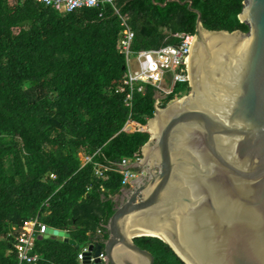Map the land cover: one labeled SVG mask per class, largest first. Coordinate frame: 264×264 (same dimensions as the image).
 I'll return each mask as SVG.
<instances>
[{
  "label": "trees",
  "instance_id": "16d2710c",
  "mask_svg": "<svg viewBox=\"0 0 264 264\" xmlns=\"http://www.w3.org/2000/svg\"><path fill=\"white\" fill-rule=\"evenodd\" d=\"M179 1L193 2L208 31H249L239 18L245 0ZM113 2L62 12L36 0H0V264H19L16 244L33 221L70 233L80 245L45 239L37 227V264H81V250L109 236L115 198L127 187L118 172L99 177L95 165L116 168L142 154L157 96L147 86L129 109L118 93L128 74L122 19L134 32V53L178 45L177 34L197 35L198 15L188 4ZM178 92L190 87H176L162 107ZM134 242L155 264H185L157 238Z\"/></svg>",
  "mask_w": 264,
  "mask_h": 264
},
{
  "label": "water",
  "instance_id": "95a60500",
  "mask_svg": "<svg viewBox=\"0 0 264 264\" xmlns=\"http://www.w3.org/2000/svg\"><path fill=\"white\" fill-rule=\"evenodd\" d=\"M169 2L198 15L190 92L156 109V139L130 166L145 173L123 190L107 240L90 246L84 264L94 251L106 264H155L127 235L134 222L168 242L137 238L161 240L185 264H264V0L244 1L247 33L208 31L192 1L160 6ZM44 238L80 248L65 231L49 228Z\"/></svg>",
  "mask_w": 264,
  "mask_h": 264
},
{
  "label": "built area",
  "instance_id": "2783aa9c",
  "mask_svg": "<svg viewBox=\"0 0 264 264\" xmlns=\"http://www.w3.org/2000/svg\"><path fill=\"white\" fill-rule=\"evenodd\" d=\"M38 3L54 7L62 12H75L86 8H96L105 4L113 5V0H36ZM119 14V11H116ZM124 27L123 38L120 44V50L127 55L128 74L124 81V86L118 90V93L126 95L125 104L129 109H132L136 93L145 94L147 86L152 87L156 92L155 108H160L163 105V100L175 93L176 87L185 85L190 87L189 78V58L193 41L197 35L192 34H177L175 38L180 39L178 45H168L159 49H151L134 53L131 49L134 39V32L128 26L125 19H122ZM179 93V92H178ZM176 93L175 100H181L186 93ZM133 116L131 113L130 119ZM130 125L127 123L125 129ZM144 131V128H140ZM93 157H84L83 163L92 162ZM142 161V155H137L135 159H124L117 167H111L97 163L96 173L99 177H103L104 173L115 171L123 176V186H130L134 180L144 175V170L130 169L134 163ZM55 179V175H51ZM37 227L41 228V233H45L46 227L38 221L27 224L26 232L19 238L16 248L19 252L21 263L37 264L38 256L32 255L31 251L34 246V232ZM99 234L101 232L99 231ZM90 247V246H89ZM89 247L79 254V262L84 263L86 254L89 252ZM106 263L104 255L96 257L94 252L90 259V264Z\"/></svg>",
  "mask_w": 264,
  "mask_h": 264
},
{
  "label": "bare ground",
  "instance_id": "6f19581e",
  "mask_svg": "<svg viewBox=\"0 0 264 264\" xmlns=\"http://www.w3.org/2000/svg\"><path fill=\"white\" fill-rule=\"evenodd\" d=\"M148 129H149V132L151 133V137L153 139H156L154 134H153V130H152V122L149 124ZM136 220H141L142 222H144V221H146V218L144 216H142V217H138ZM140 224L141 223H135L134 222V223L128 225V227L126 228L127 235L133 239L138 237L134 233H139L140 235L146 234V236L147 235H155V236H160L162 239H164L165 241L168 242V240L162 235V233H156V232L149 231V230L147 232H146V230H139L140 227L143 228ZM165 226H167V225H165Z\"/></svg>",
  "mask_w": 264,
  "mask_h": 264
},
{
  "label": "clouds",
  "instance_id": "9594fccd",
  "mask_svg": "<svg viewBox=\"0 0 264 264\" xmlns=\"http://www.w3.org/2000/svg\"><path fill=\"white\" fill-rule=\"evenodd\" d=\"M187 95H188V94L186 93L185 96H187ZM185 96H184V97H185ZM184 97H183V98H184ZM183 98H182V99H183ZM176 101H179V100H174L173 102H176ZM173 102H172V103H173ZM160 108H162V107H160ZM148 126H149V125H148ZM141 155H142V154H141ZM83 158H84V157H83ZM137 170H138V169H137ZM128 188H129V186H128L126 189H128ZM33 222H34V221H33ZM30 223H31V222H30ZM27 224H29V223H27ZM27 224H26V226H25V229H26V227H27ZM41 225H43V224H41ZM43 226H45V225H43ZM45 227H46V226H45ZM39 228H40V227H39ZM48 229H49V228L46 227V231H47ZM40 230H41V228H40ZM46 231H45V233H41V231H39V234H41V235L44 236V235L46 234ZM23 233H24V232H23ZM97 244H100V243H97ZM16 245H17V244H16ZM92 245H95V244H92ZM90 246H91V245H90ZM87 247H89V246H87ZM84 248H86V247H84ZM84 248L81 250V252L84 250ZM16 249H17V248H16ZM89 251H90V247H89ZM17 252H18V250H17ZM81 252H80V253H81ZM18 253H19V252H18ZM94 253H95V251H94ZM102 255H103V254H102ZM35 256H37V255H35ZM78 259H79V258H78ZM19 264H27V263H21V261L19 260ZM83 264H84V263H83ZM103 264H104V263H103ZM105 264H106V263H105Z\"/></svg>",
  "mask_w": 264,
  "mask_h": 264
},
{
  "label": "flooded vegetation",
  "instance_id": "af4514ba",
  "mask_svg": "<svg viewBox=\"0 0 264 264\" xmlns=\"http://www.w3.org/2000/svg\"><path fill=\"white\" fill-rule=\"evenodd\" d=\"M128 189H129V188H128ZM122 197H123V195H119V196H117V197L115 198V201L118 203V205L121 204V202H122Z\"/></svg>",
  "mask_w": 264,
  "mask_h": 264
},
{
  "label": "rangeland",
  "instance_id": "374dc122",
  "mask_svg": "<svg viewBox=\"0 0 264 264\" xmlns=\"http://www.w3.org/2000/svg\"><path fill=\"white\" fill-rule=\"evenodd\" d=\"M135 188V186L132 184L129 186V190H133Z\"/></svg>",
  "mask_w": 264,
  "mask_h": 264
}]
</instances>
